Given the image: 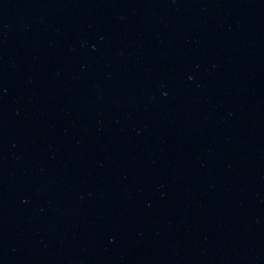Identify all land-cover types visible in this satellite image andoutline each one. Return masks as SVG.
<instances>
[{
    "label": "water",
    "instance_id": "95a60500",
    "mask_svg": "<svg viewBox=\"0 0 264 264\" xmlns=\"http://www.w3.org/2000/svg\"><path fill=\"white\" fill-rule=\"evenodd\" d=\"M0 264H264V0H0Z\"/></svg>",
    "mask_w": 264,
    "mask_h": 264
}]
</instances>
